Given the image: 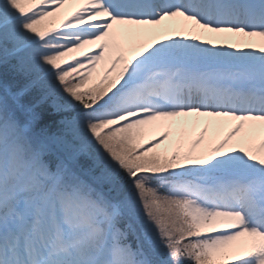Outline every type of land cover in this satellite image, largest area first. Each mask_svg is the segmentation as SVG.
Returning a JSON list of instances; mask_svg holds the SVG:
<instances>
[{
    "label": "snow or ice",
    "instance_id": "snow-or-ice-1",
    "mask_svg": "<svg viewBox=\"0 0 264 264\" xmlns=\"http://www.w3.org/2000/svg\"><path fill=\"white\" fill-rule=\"evenodd\" d=\"M0 264H264V0H0Z\"/></svg>",
    "mask_w": 264,
    "mask_h": 264
},
{
    "label": "trees",
    "instance_id": "trees-1",
    "mask_svg": "<svg viewBox=\"0 0 264 264\" xmlns=\"http://www.w3.org/2000/svg\"><path fill=\"white\" fill-rule=\"evenodd\" d=\"M48 113H51V109H46ZM46 118H54V117H46Z\"/></svg>",
    "mask_w": 264,
    "mask_h": 264
},
{
    "label": "rangeland",
    "instance_id": "rangeland-1",
    "mask_svg": "<svg viewBox=\"0 0 264 264\" xmlns=\"http://www.w3.org/2000/svg\"><path fill=\"white\" fill-rule=\"evenodd\" d=\"M202 119H206V118H202Z\"/></svg>",
    "mask_w": 264,
    "mask_h": 264
}]
</instances>
